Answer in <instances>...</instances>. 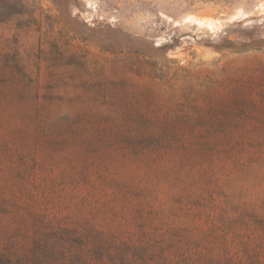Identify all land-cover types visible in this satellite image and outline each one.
I'll return each mask as SVG.
<instances>
[{"label":"rangeland","instance_id":"1","mask_svg":"<svg viewBox=\"0 0 264 264\" xmlns=\"http://www.w3.org/2000/svg\"><path fill=\"white\" fill-rule=\"evenodd\" d=\"M0 264H264V0H0Z\"/></svg>","mask_w":264,"mask_h":264}]
</instances>
